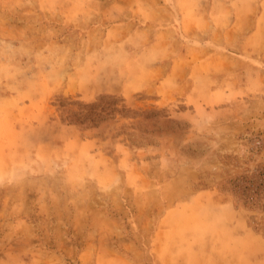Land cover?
<instances>
[{
	"label": "rangeland",
	"instance_id": "374dc122",
	"mask_svg": "<svg viewBox=\"0 0 264 264\" xmlns=\"http://www.w3.org/2000/svg\"><path fill=\"white\" fill-rule=\"evenodd\" d=\"M262 167L264 0H0V264H264Z\"/></svg>",
	"mask_w": 264,
	"mask_h": 264
},
{
	"label": "trees",
	"instance_id": "16d2710c",
	"mask_svg": "<svg viewBox=\"0 0 264 264\" xmlns=\"http://www.w3.org/2000/svg\"><path fill=\"white\" fill-rule=\"evenodd\" d=\"M111 97H102L94 104L82 105L80 111L70 112L69 120H73L74 124L81 127L87 125V122H96L101 117L110 114L115 108L111 102H106ZM112 106V107H111ZM264 179V167L255 176L248 179L242 176L239 179L227 180L223 184L222 193L229 194L233 202L247 209L248 211H256L259 208L264 209V184H259V180Z\"/></svg>",
	"mask_w": 264,
	"mask_h": 264
}]
</instances>
